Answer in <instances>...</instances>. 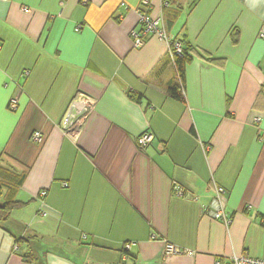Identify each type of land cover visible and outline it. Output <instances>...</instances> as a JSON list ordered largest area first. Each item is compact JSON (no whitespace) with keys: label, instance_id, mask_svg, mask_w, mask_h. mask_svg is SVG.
I'll list each match as a JSON object with an SVG mask.
<instances>
[{"label":"crops","instance_id":"obj_1","mask_svg":"<svg viewBox=\"0 0 264 264\" xmlns=\"http://www.w3.org/2000/svg\"><path fill=\"white\" fill-rule=\"evenodd\" d=\"M149 2L191 46L183 101L167 94L166 42L133 46L140 0H0V204L7 171L24 174L13 200L25 203L0 227V264H35L28 248L42 264L264 258V0ZM79 93L93 107L65 134ZM215 187L229 225L204 212ZM165 243L187 253L164 255Z\"/></svg>","mask_w":264,"mask_h":264},{"label":"built area","instance_id":"obj_2","mask_svg":"<svg viewBox=\"0 0 264 264\" xmlns=\"http://www.w3.org/2000/svg\"><path fill=\"white\" fill-rule=\"evenodd\" d=\"M163 5L166 6L168 5V3L163 2ZM23 11L27 13L29 12V9L24 7ZM135 12L138 19V26L137 28H134L130 31V37L132 38L134 47L138 48L142 46L146 36L155 37L158 40L166 42L168 46V58L171 62H173L174 56L176 54L181 53L182 47L178 39L170 38L166 34L162 21V13H158L156 15L150 14L149 0H140V5L138 8H136ZM79 27L80 26L78 25L76 29ZM27 74L28 72H25L24 76H26ZM15 85L17 84L15 83ZM93 104L94 100L92 98H89L81 93L77 94V96L66 109L60 123L58 124L62 131L65 134L74 133L81 126L82 122L87 117L88 113L91 111ZM7 107L8 110L12 112H15L17 110V96L10 98ZM30 139L34 143H40L43 139L42 133L36 130L32 132ZM152 140L153 135L145 131L136 138V145L140 150H143L148 144L151 143ZM173 190L177 195L182 194L181 189L177 185L174 186ZM223 192L224 190L222 187L214 188V195L210 198L204 212L211 218L219 220L225 225H229L231 222V218L224 213V209L220 201V195ZM46 193V190L40 191L38 196L40 197V199H43L46 196ZM132 245H134V243L127 242L123 245V249L127 251ZM14 248L16 249L17 247ZM182 253H187V251H183L171 243H165L164 255ZM215 264L222 263L216 262ZM226 264H264V258H256L243 253L236 256H232Z\"/></svg>","mask_w":264,"mask_h":264},{"label":"trees","instance_id":"obj_3","mask_svg":"<svg viewBox=\"0 0 264 264\" xmlns=\"http://www.w3.org/2000/svg\"><path fill=\"white\" fill-rule=\"evenodd\" d=\"M178 40L181 43V47H182L181 53L176 54L174 56L173 62L170 61L171 64L173 65L174 69H175V72H176V80L169 88H167V94L169 97H171L175 100L183 101L184 100V97H183L184 69H185V65L190 60L189 53L191 50V46L187 42H186V44L183 43V41L181 39H178ZM232 41L235 42V38H232ZM128 95L132 100L137 101V102L140 101V96L136 95L135 93L128 92ZM12 174H13V176H12ZM17 176H18L17 173L7 171L6 174L1 177L2 182L4 184H6L7 187L10 189L9 195H8L9 198H7V200L3 201L0 204V227H3L5 230H7V228L5 226H3V223L7 220L10 213L15 209H19V208H22L25 206V203L13 200V196L15 193V189L13 190V188H17L18 182H20L22 180V178H24V174L21 175V180L19 178H16ZM25 239L27 242H28V240L31 241L29 238H25ZM24 241L25 240H23L22 237L16 238L14 236V242L16 244H18L19 242H24ZM20 253H21V256L25 260H27V262L28 261H30V262L34 261L35 264H40V263L42 264V261L38 260V258L35 260L32 257L33 254H31L29 248H28V250H25V251L20 252Z\"/></svg>","mask_w":264,"mask_h":264},{"label":"clouds","instance_id":"obj_4","mask_svg":"<svg viewBox=\"0 0 264 264\" xmlns=\"http://www.w3.org/2000/svg\"><path fill=\"white\" fill-rule=\"evenodd\" d=\"M144 132H145V131H144ZM147 132H148V131H147ZM141 134H142V133H141ZM138 136H139V135H138ZM138 136H137V137H138ZM137 137H136V138H137ZM38 195H39V194H38ZM38 197H39V196H38ZM39 198H40V197H39ZM14 247H16V246H14ZM122 250H123V251H126V250L123 249V246H122Z\"/></svg>","mask_w":264,"mask_h":264},{"label":"rangeland","instance_id":"obj_5","mask_svg":"<svg viewBox=\"0 0 264 264\" xmlns=\"http://www.w3.org/2000/svg\"><path fill=\"white\" fill-rule=\"evenodd\" d=\"M133 46H134V44H133ZM1 200V199H0Z\"/></svg>","mask_w":264,"mask_h":264}]
</instances>
